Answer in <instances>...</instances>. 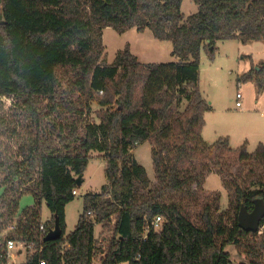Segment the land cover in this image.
Returning <instances> with one entry per match:
<instances>
[{
  "label": "trees",
  "instance_id": "1",
  "mask_svg": "<svg viewBox=\"0 0 264 264\" xmlns=\"http://www.w3.org/2000/svg\"><path fill=\"white\" fill-rule=\"evenodd\" d=\"M194 2L198 11L185 17L183 0H0V264H7L1 254L9 239L33 246L17 264H232L230 244L245 259L241 264H264V218L258 231L238 224L243 205L251 211L256 199L264 200V144L249 152L246 143L234 149L220 137L208 155L191 143L205 142L211 110L198 86L202 50L214 58L219 40L264 39V0ZM109 26L119 33L150 28L173 43L177 61L142 63L126 44L109 63L103 40ZM241 78L262 91L264 63ZM94 101L102 106L99 122L90 119ZM170 137L178 144L172 151ZM145 141L155 146L152 188L132 153ZM93 151L106 161V183L85 195L75 229L66 234V205ZM190 151L198 157L196 172ZM225 153L256 167L246 176L227 170L228 218L215 217L218 204L206 203L199 220L190 219L175 195L196 182L203 187L212 169L202 162L223 168ZM27 194L34 202L21 208ZM158 215L162 228L146 231ZM56 217L63 235L45 241L41 225L49 231Z\"/></svg>",
  "mask_w": 264,
  "mask_h": 264
},
{
  "label": "rangeland",
  "instance_id": "2",
  "mask_svg": "<svg viewBox=\"0 0 264 264\" xmlns=\"http://www.w3.org/2000/svg\"><path fill=\"white\" fill-rule=\"evenodd\" d=\"M198 4L194 0H183L182 12L185 17L197 12ZM106 58L109 63L113 62L118 50L123 49L126 44L130 45L132 53L138 56L142 63L149 62H175L177 57L173 54V43L171 41H160L153 35L150 28L143 31L132 28L125 33L117 32L109 26L104 29L103 35ZM264 63V39L242 42L239 39H223L216 42L215 56L212 58L206 49L201 52L200 77L198 86L211 106L205 114V126L202 136L208 142L200 138H192V145L197 148L198 153L213 155L212 147L220 137H227L230 148L237 149L246 143L249 152L256 149L258 140L264 139V89L259 90L256 81H244L242 75L251 69L258 70ZM241 93L242 105L237 106V94ZM6 105L9 107L11 99L5 98ZM186 100L177 104V108L183 111ZM102 106L94 101L93 113L90 119L99 122L96 116ZM63 117L66 111H61ZM52 119L50 123H58ZM153 146L150 141H145L132 150L136 160L142 164L151 179L152 188L156 182V172L153 163ZM155 147V146H154ZM178 144L172 137L167 139L166 148L169 151L176 149ZM190 166L196 172L198 157L193 152H189ZM223 168L215 165V161L205 160L203 166L212 169L207 177L201 178V184L194 183L185 190L177 193L175 198L181 199L182 211L192 220H199L202 207L210 203L214 208L218 204L215 217L227 213L230 207L228 191L224 185L230 183L227 170L238 176L251 174L250 169L256 167L250 163H243L235 156L225 153L222 157ZM106 161L99 151L91 152V156L84 171L83 183L78 187V194L75 199L66 205V234L75 229L79 216L83 211L84 197L87 194L98 193L106 183L105 166ZM264 174V173H263ZM149 188V189H150ZM1 192V191H0ZM219 194V195H217ZM219 196V197H218ZM34 198L31 194L24 195L21 199V208L31 205ZM168 202V200H167ZM42 220H51V212L47 203H42ZM228 220V219H227ZM264 229V226L261 227ZM102 230L100 224L96 225V234ZM33 249V246L23 249L22 254H18L17 263L26 260V250ZM232 264H241L245 259L241 257L233 244L228 245ZM94 264H97L95 262Z\"/></svg>",
  "mask_w": 264,
  "mask_h": 264
},
{
  "label": "water",
  "instance_id": "3",
  "mask_svg": "<svg viewBox=\"0 0 264 264\" xmlns=\"http://www.w3.org/2000/svg\"><path fill=\"white\" fill-rule=\"evenodd\" d=\"M4 22L3 10L0 9V23ZM212 48V47H211ZM78 185L82 183L81 177L77 179ZM264 218V200L258 198L255 200L254 208L249 211L246 206H242L238 215V224L246 231H258L261 221ZM63 235V230L58 217L55 219V225L46 234L44 240H56Z\"/></svg>",
  "mask_w": 264,
  "mask_h": 264
},
{
  "label": "built area",
  "instance_id": "4",
  "mask_svg": "<svg viewBox=\"0 0 264 264\" xmlns=\"http://www.w3.org/2000/svg\"><path fill=\"white\" fill-rule=\"evenodd\" d=\"M242 97L241 93L237 94V101L236 104L237 106H241V100L240 98ZM73 193L75 195L78 194V190L74 189ZM89 215H94L93 211H89ZM162 222H163V218L161 215L156 216L152 221L151 224H149L146 227V231L150 230L151 228L154 230H160L162 228ZM15 228V222L12 223L10 225V229H14ZM41 230L44 233H48V231L46 230V227L44 224L41 225ZM27 247V244L25 242L22 241H16L14 239H9L7 241V246H6V252L4 254H1V257H5L6 258V263L7 264H17L16 260L18 258V254L19 251L25 249ZM41 264H45L44 261H41ZM118 264H126L125 262H119Z\"/></svg>",
  "mask_w": 264,
  "mask_h": 264
},
{
  "label": "crops",
  "instance_id": "5",
  "mask_svg": "<svg viewBox=\"0 0 264 264\" xmlns=\"http://www.w3.org/2000/svg\"><path fill=\"white\" fill-rule=\"evenodd\" d=\"M137 57H138V56H137ZM263 112H264V111H263ZM206 113H207V112H206ZM203 129H204V128H203ZM202 133H203V131H202ZM202 138L204 139L203 136H202ZM204 140H205V139H204ZM205 141H206V140H205ZM206 142H208V141H206ZM208 143H209V142H208ZM259 143H263V144H264V139L261 138L260 140H258V144H259ZM213 144H214V143H213ZM258 144H257V146H258ZM257 146H256V147H257ZM23 252H24L23 250H22V251L20 250V251H19V254H22Z\"/></svg>",
  "mask_w": 264,
  "mask_h": 264
}]
</instances>
